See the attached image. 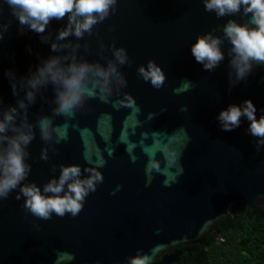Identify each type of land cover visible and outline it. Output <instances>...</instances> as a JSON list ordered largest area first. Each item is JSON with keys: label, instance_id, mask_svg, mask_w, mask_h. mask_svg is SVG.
I'll use <instances>...</instances> for the list:
<instances>
[{"label": "water", "instance_id": "obj_1", "mask_svg": "<svg viewBox=\"0 0 264 264\" xmlns=\"http://www.w3.org/2000/svg\"><path fill=\"white\" fill-rule=\"evenodd\" d=\"M2 8L0 21H11L0 40V98L7 107L16 97L6 71L27 75L41 58L70 55L71 49L52 53L37 33L18 31L7 4ZM228 19L243 23L248 17L217 18L202 0H117L91 35L61 42L80 45L78 60L102 65L112 58L113 43L123 47L129 63L118 68L126 85L107 100L86 99L70 115L53 113L51 85L37 93L28 108L35 138L24 183L42 190L61 164L70 163L80 165L82 175L84 168L94 169L103 180L76 216L35 217L23 207V195L16 199L18 188L0 199V264H126L138 250L151 256V264H171L180 245L219 235L215 222L232 212V202L264 204V145L257 148L246 119L232 131L222 130L216 119L221 109L245 99L255 105L257 118L264 114V65L254 66L229 91L228 42L222 45L225 60L213 72L190 50L197 35ZM66 23L67 17L50 22L52 39ZM148 60L165 74L160 88L137 72ZM39 116L52 121L49 143L35 128ZM44 148L47 160L40 156Z\"/></svg>", "mask_w": 264, "mask_h": 264}, {"label": "clouds", "instance_id": "obj_2", "mask_svg": "<svg viewBox=\"0 0 264 264\" xmlns=\"http://www.w3.org/2000/svg\"><path fill=\"white\" fill-rule=\"evenodd\" d=\"M117 0H2L7 4L10 15L18 23V31L27 28L37 33L41 41L48 43L52 53L71 49L70 55H49L40 59L36 68H29L27 75L18 76L12 69L6 71L16 103L4 106L0 98V199L19 189L16 199L23 195V207L33 216L50 219L54 213L63 217L66 213L76 216L83 208V202L90 192L96 190L102 182L101 174L92 168L80 165L61 164L58 176L48 179L43 189L34 182H27L31 165L27 162L28 146L35 138L34 125L28 119V108L36 101L37 93L53 90L55 114L70 115L84 105L90 97L99 96L107 100L114 88L126 85L118 65L129 63V57L123 47L111 45L112 58L105 65L77 59L79 44L61 43L70 36L83 38L92 34L94 26L102 23L115 11ZM207 12L215 13L217 18L241 14L248 19L237 23L228 19L217 29L197 35L190 45L191 54L203 69L213 72L225 60L222 45L225 41L230 47L228 56L229 91L240 81L246 80L254 66L264 65V0H202ZM67 17V23L56 32L52 39L48 25L55 20ZM11 21H0V40L9 30ZM217 30L221 35L214 34ZM103 47V45H102ZM139 76L160 88L165 80L161 67L153 60L137 67ZM21 91L24 93L21 97ZM256 107L250 99L239 105L229 104L219 111L216 119L224 131L238 128L242 118L248 123L247 132L256 138L259 149L264 145V114L256 116ZM35 128L40 138L49 143L52 140V121L48 116H39ZM59 142V139H57ZM41 159H48V149L41 150ZM126 264H151V256L139 250L127 258Z\"/></svg>", "mask_w": 264, "mask_h": 264}, {"label": "trees", "instance_id": "obj_3", "mask_svg": "<svg viewBox=\"0 0 264 264\" xmlns=\"http://www.w3.org/2000/svg\"><path fill=\"white\" fill-rule=\"evenodd\" d=\"M231 209L215 222L219 235L180 245L171 264H264V204L248 208L232 202Z\"/></svg>", "mask_w": 264, "mask_h": 264}]
</instances>
